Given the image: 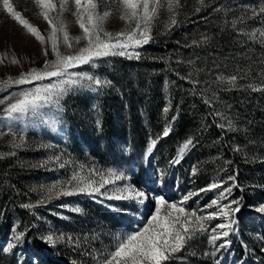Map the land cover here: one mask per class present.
I'll return each instance as SVG.
<instances>
[{
	"label": "rangeland",
	"instance_id": "374dc122",
	"mask_svg": "<svg viewBox=\"0 0 264 264\" xmlns=\"http://www.w3.org/2000/svg\"><path fill=\"white\" fill-rule=\"evenodd\" d=\"M54 3L57 7L49 12V16L57 25L59 50L64 55L75 54L86 45V41L81 39L77 44L73 40L72 47L68 48L63 42L61 28L63 24L70 37L83 35L74 15L75 4L68 0L61 10V0H54ZM96 3L98 13H110L103 23L105 31L116 33L129 27L128 21L122 19L119 0H96ZM239 3L244 13L250 11L247 17L241 16L242 29L249 35L255 32L257 39L264 43V37L260 35L264 32V13L261 12L264 0H239ZM13 5L23 18L39 29L45 36V42L37 40L0 6V55L7 54L4 62L0 63V81L9 76L18 78L33 68H43L46 61L55 59L48 39L51 26L41 15L39 6L34 0H13ZM161 5L150 23L151 39L155 25H171L167 0H161ZM149 7L150 10L155 7L151 0ZM174 11L176 13V8ZM148 43L136 49L141 54L139 59L110 55L69 69L70 73H87L111 81V84L89 87V81L80 78V84L66 86L67 91L59 98V107L46 104L36 115L29 113L24 120L17 121L8 118L4 112L8 101L0 104V264H33L34 259L39 264H48V259H61L68 264H97L101 253L111 250L116 237L127 233L116 223L109 209L82 201L80 194L53 196L43 205L31 209L22 205L36 204L46 198L48 186L68 181L73 173L98 179L91 170L106 174L108 169H114L130 177L134 163H138L141 171L143 167L156 170L164 179L166 188L177 190L182 199L188 193L198 192L183 205L179 204L182 199L176 192L173 196L177 200L165 197L170 202H177L186 212L196 210L197 215L215 211V207L205 206L217 199L221 192V188L203 192L200 189L225 181L223 187L235 185L221 203L239 201L240 210L233 214L238 222L233 225L236 231H230V236L216 241V245L223 240H231V244L216 251L215 246L209 243L210 231L196 232L187 241L185 251L176 254L180 258L166 264H264V213L255 210L264 204V157L257 158L247 153L231 136L236 131L235 126L217 119L224 113L217 111L204 98L195 80L191 82L192 92L208 103L211 107L208 116L215 119L214 124L219 128L218 144L213 149L216 156L211 158V147L191 135L162 140L171 133L173 117L177 118V113L172 110L173 93L167 77L164 75L159 92L150 68L143 66L148 65L142 60L147 57L145 47ZM46 48L47 56L44 55ZM13 55L18 64L11 63ZM147 59L154 57L148 56ZM67 78L51 77L29 84H13L0 89V99ZM165 127L171 129L169 134L159 138ZM152 139L158 142L153 152L147 154ZM189 139L192 145L184 151L180 162L171 163L178 158L179 149ZM216 163L222 164L219 171L213 169L212 165ZM62 164L64 167L60 166ZM229 176H235V181L228 180ZM127 181H117L108 187H120ZM75 208L81 210L79 224L66 225L65 213H72L68 210ZM227 222L228 218L218 216L206 221L205 226L210 229ZM17 232H25L19 242L13 241ZM47 234H53L54 238L63 236V239L49 246L38 238ZM10 241L15 243V247L3 251Z\"/></svg>",
	"mask_w": 264,
	"mask_h": 264
},
{
	"label": "snow or ice",
	"instance_id": "6c2138e0",
	"mask_svg": "<svg viewBox=\"0 0 264 264\" xmlns=\"http://www.w3.org/2000/svg\"><path fill=\"white\" fill-rule=\"evenodd\" d=\"M34 2L39 6L43 18L51 26V33L48 39L50 40L51 51L55 55V59L46 61L43 68H33L27 73H21L18 78L7 77L5 80L0 81V89H6L13 84H29L33 81H42L51 77L62 78L67 76L68 78L58 79L55 84L49 83L44 86L22 90L19 93H13L11 96L0 99V104L8 101L4 109L6 116L17 121L24 120L29 113L33 116L36 115L38 110L46 104H55L59 107V98L67 91L66 86L80 84L82 82L80 78H86L89 81V87L93 85L97 87L110 85L111 81L95 78L87 73H70L69 69L78 65L90 64L95 59L110 55L139 59L141 54L136 49L147 44L151 39L150 23L157 14L158 8L162 6L161 0H151L155 4V7L151 10L149 7L150 0H119L122 8V19L128 21L129 27L125 30L111 33L105 31L103 28V23L110 13L108 11L98 13L96 11L98 7L96 0H73L76 7L74 15L78 18L79 27L82 29L83 35L70 37L66 28L61 24L63 42L68 48H71L73 40L78 44L83 39L86 41V45L79 48L75 54L64 55L60 52L56 39L57 25L49 16V12L54 11L57 7L54 0H34ZM200 2L203 3V0H200ZM67 3L68 0H61V10L64 9ZM0 6L35 36L37 40L41 43L45 42V36L41 34L39 29L33 26L27 19L23 18L20 11L16 10L13 5V0H0ZM177 7H179V0H167V9L170 13L171 25L176 23L174 9ZM261 12L264 13V8H261ZM133 21L135 22L134 26H132ZM250 35L255 38L256 33L253 32ZM260 35L264 37V32H261ZM44 55H48L47 48L44 49ZM6 57V53L0 55V63H3ZM11 63H19L15 55L11 57ZM228 79L234 83L236 77L232 76ZM254 90L259 91L261 89L257 88ZM53 97L56 99L54 100ZM164 111L167 112L168 109L165 108ZM170 130V128L165 127L159 138L167 136ZM157 142V139L150 141L147 147V154L153 152ZM191 145L192 140L189 139L179 149L178 158L171 161V163L178 164L180 159H182L184 151ZM57 159L59 158L57 157ZM60 166L64 167L63 164ZM91 173L98 176V179H92L91 175L85 177L80 173H73L68 181H58L48 186L46 198L38 200L36 204H23L22 207L31 209L37 205H43L46 200H51L53 196L58 198L61 196L84 194L89 197L99 195L109 201H120L124 203V207L109 205L111 210L117 212H124L126 209L137 212L141 206L147 208L146 215L137 218L140 226L133 231L118 235L111 250L101 253L97 259V264H166V262L180 258L176 254L185 251L187 241L196 232L210 231L211 235L208 237L209 243L215 246L216 251L231 244V240H223L219 245H216V241L228 237L230 231H236L233 225H236L238 222L233 214L240 210L239 201L231 200L226 204L221 203V200H226L231 194L232 187L235 185L223 187V184L226 183L225 181L221 184L212 183L208 188L200 189L199 191L203 192L221 188V192L217 199H213L205 206L206 208L215 207V211L209 212L207 215H197L196 210L186 212L184 207L178 206L177 202H170L163 195H153L150 197L144 190L137 188L131 183H125L120 187L109 188V185H115L117 181L130 180V177L126 176L122 171L117 172L114 169H108L105 174L93 169ZM193 174H195V169H193ZM228 180L235 181V176H229ZM154 182L156 181L152 179L151 170L146 168L143 173V183L150 184ZM160 182L162 183V180ZM67 185H71V187ZM193 195H198V192L188 193L179 204L183 205ZM150 198L154 203L145 204ZM232 205L237 206L232 207ZM62 207H66V205H62ZM72 210L76 212L81 211L79 208ZM255 210L264 213V204H261ZM218 216L228 218V222L216 224L210 229L205 226L206 221L216 219ZM24 236L25 232H17L13 237V241L19 242ZM38 238L49 246H54L59 240L63 239V236L54 238L53 234H47ZM13 247H15V243L10 241L3 251H10ZM33 264H39V261L34 259Z\"/></svg>",
	"mask_w": 264,
	"mask_h": 264
},
{
	"label": "trees",
	"instance_id": "16d2710c",
	"mask_svg": "<svg viewBox=\"0 0 264 264\" xmlns=\"http://www.w3.org/2000/svg\"><path fill=\"white\" fill-rule=\"evenodd\" d=\"M239 4V0H179L176 23L153 28L145 51L154 59H142L157 91L165 75L173 93L177 118L162 140L191 135L211 147V158L217 154L213 149L219 128L208 116L211 107L192 92L194 80L204 98L224 113L217 119L235 126L231 136L247 153L264 157V43L242 29L241 16L250 11L244 13ZM232 76L234 83L228 79ZM221 165L212 166L219 171Z\"/></svg>",
	"mask_w": 264,
	"mask_h": 264
},
{
	"label": "built area",
	"instance_id": "2783aa9c",
	"mask_svg": "<svg viewBox=\"0 0 264 264\" xmlns=\"http://www.w3.org/2000/svg\"><path fill=\"white\" fill-rule=\"evenodd\" d=\"M134 165H136V168H134ZM147 167H143L142 171L139 169V165L138 163H134L133 164V168L131 170H133V172L130 175V180H128V183H131L133 185H135L137 188L142 189L145 191V187L149 188L148 194L150 195H157L156 194V185L158 180H162V193L161 195L165 196V197H174L173 194L176 192V194H179V196L181 197L180 193L177 190H172L170 191L169 189L166 188V184L164 179L162 178L161 175H159L158 172H156V170H151V174H152V179L156 182L154 183H150V184H144L143 183V173L144 170ZM149 169V168H148ZM82 195V196H81ZM80 198L82 201L86 202V203H91L93 205H99L102 206L105 210L109 209L110 212L115 216V221L116 223L123 228V230H125L126 232H130L135 230L137 227H139V223H138V219L140 217H144L148 211L147 208L141 206L140 210L137 212H132V210L130 209H126L124 212H117V211H113L109 208V205H114L116 207H124V203L120 202V201H109L104 197H101L99 195L95 196V197H89L87 195L84 194H80ZM174 199H176L174 197ZM182 199V197H181ZM177 200V199H176ZM103 201V202H101ZM154 203L153 200H151V198L145 202V204H152ZM71 211L72 213H65V219H66V225H72V224H79V212H74L72 210H68ZM74 212V213H73ZM230 236V234H229ZM62 249V248H61ZM48 264H68L66 262H64L63 260H59L55 261L52 259H48Z\"/></svg>",
	"mask_w": 264,
	"mask_h": 264
},
{
	"label": "bare ground",
	"instance_id": "6f19581e",
	"mask_svg": "<svg viewBox=\"0 0 264 264\" xmlns=\"http://www.w3.org/2000/svg\"><path fill=\"white\" fill-rule=\"evenodd\" d=\"M162 187H163V185H162V183L160 182V180H158V182H157V185H156V194L157 193H162ZM146 188V191L148 192L149 190V188H147V187H145ZM146 192V193H147ZM148 194V193H147ZM163 194V193H162ZM157 195H161V194H157ZM149 196L151 197L152 195H150L149 194Z\"/></svg>",
	"mask_w": 264,
	"mask_h": 264
}]
</instances>
